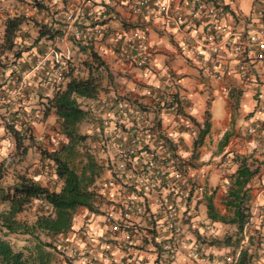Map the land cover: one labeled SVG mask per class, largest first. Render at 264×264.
Returning <instances> with one entry per match:
<instances>
[{"label": "built area", "instance_id": "2783aa9c", "mask_svg": "<svg viewBox=\"0 0 264 264\" xmlns=\"http://www.w3.org/2000/svg\"><path fill=\"white\" fill-rule=\"evenodd\" d=\"M37 1L50 8L56 5L62 26L41 51L31 54L25 68L15 70L12 76L8 73L5 82L0 81V157L15 144L9 125L20 135H32V123L40 111L33 115L27 106L28 88L39 86L56 91L65 86L72 62L68 39L94 45L107 37V47L117 57L131 66L145 68L150 55L146 39L153 21L166 29L182 30L183 47L212 80L222 78L226 52L238 59L236 72L243 85L259 88L257 107L264 112V0H258L246 28L231 29L226 36L224 20L229 11L220 0H61V5L59 0ZM110 2L127 8L135 20L125 19L118 30L109 32L106 20L110 16L105 8ZM200 26L204 30L198 35ZM248 41L254 47L251 58L260 63V74L253 73L249 68L251 60L245 58ZM18 50H23L22 43ZM169 84L173 85V80ZM117 99L111 102L113 109L108 111V117L115 123H124L127 131L119 133L114 142L116 160L106 163L102 176L94 183L100 213L92 215L102 216L107 236L84 229L82 234L87 239L98 237L99 251L89 253L68 245L64 257L74 264H105V260L109 264H141L139 251L143 243H148L154 254L152 264H172L182 249L196 264H236L241 256L246 264H264V186L258 189L255 203H251L250 216L236 236V245L221 257H211L206 244L218 235L219 229L213 222L198 219V206L205 192V184L196 176L199 168L178 159L176 150L169 147V141L175 144V134L162 131L161 122L159 125L148 118L128 99ZM152 99L158 110L171 116L175 129L190 131L193 123L187 116L183 96L161 91ZM191 227L195 232L189 230ZM111 241L124 251V257L117 261L107 252Z\"/></svg>", "mask_w": 264, "mask_h": 264}, {"label": "crops", "instance_id": "0c3cea01", "mask_svg": "<svg viewBox=\"0 0 264 264\" xmlns=\"http://www.w3.org/2000/svg\"><path fill=\"white\" fill-rule=\"evenodd\" d=\"M220 1L226 5L229 11L224 20L227 26L225 36L231 29L246 28L249 18L254 16L253 8L259 5L258 0ZM21 5L16 8L13 1L0 0V18L4 20L7 16H14L15 12H19L18 8H22ZM97 8L100 7L97 6ZM105 9L110 16L106 20L109 32L118 30L119 24L125 19L133 21L136 18L127 8H122L115 2L108 3ZM44 12L47 13V11ZM150 27L151 30L146 39L150 55L145 68L131 66L117 57L105 46L108 42L107 37L103 40L105 42L99 43V46L108 56V67L116 71L121 76L119 77L122 82H125L126 88L124 90L128 93L125 94L124 98L141 109L148 117L156 120L159 125L161 122L162 131L167 135L170 132L174 133L175 136L172 138L178 159L189 160L191 163L189 166L194 164L191 167L199 168L198 171L202 172L203 177L200 176V172H196L198 180L205 184L204 198L198 206V219L202 223L213 222L218 227L219 233L210 240H220L223 238L221 234L226 232L225 228H230L232 224L209 218L205 198L212 195L216 212L226 217L229 216V209L224 204V198L230 185L231 175L237 166L233 160L235 155L246 156L249 161L254 163V166H258L259 172L248 182L252 204L256 201L258 189L264 186V112L257 107L258 96L256 91H259V88L243 85L236 72L238 59L230 56L227 52L222 64V78L220 80L210 79L205 75L198 62L191 57L189 51L183 47L182 30L163 28L159 21H153ZM203 30L204 28L201 26L198 27L197 34L200 35ZM2 35L3 32L0 33V37ZM20 39L21 37H18V40ZM252 45L248 41L245 58L251 60L252 63L249 64V68L253 73L260 74L262 71L260 63H254V59L251 58L254 56ZM29 52L23 53L17 60L18 63L22 62V64L20 63L22 67L31 58V55L27 54ZM172 80L174 84L170 85ZM161 91H171L183 96L185 106H188L186 109L187 116L193 123L190 131L186 132L181 128L175 129L171 124V116L156 108L152 98L155 93ZM107 94L98 95L96 100L88 99L84 102L99 107V103H97L99 98L110 100ZM117 94L122 95L124 93L117 91ZM207 119L210 122L209 130L202 143L193 153V143L198 132L197 125L202 126L203 121ZM249 128L252 129L251 132L248 131ZM224 134L227 135V138L221 145L224 141ZM225 155L229 156L228 159L225 158ZM220 162L222 164L218 167ZM40 172L37 171L32 176L38 180ZM52 177H55L53 172ZM262 201V199L259 200V202ZM151 208L154 209L156 206L151 205ZM92 214L84 207L77 210L71 231L68 234V242L74 248L83 249L89 253H93V251L97 253L99 251L97 249L100 248L97 243L98 237L95 239L96 242L89 240L82 234V231L90 229L95 235H102L103 237L104 235L107 236V229L106 224L102 222V216H93ZM189 230L195 232L193 227ZM102 237H100V242H103ZM108 243L111 246L107 252L110 253L114 261L124 257V251L119 249L114 241ZM206 245L211 257H221L230 249V246L224 244L218 245L208 242ZM139 252L143 257L141 264L153 263L154 254L150 244L143 243ZM186 252L182 249L181 254L172 264H196L186 257ZM101 258L104 259L103 256ZM107 263L109 264L105 260V264Z\"/></svg>", "mask_w": 264, "mask_h": 264}, {"label": "trees", "instance_id": "16d2710c", "mask_svg": "<svg viewBox=\"0 0 264 264\" xmlns=\"http://www.w3.org/2000/svg\"><path fill=\"white\" fill-rule=\"evenodd\" d=\"M31 1L39 10L48 9V6L37 0ZM26 20L24 15L7 16L3 20L4 31L0 37V57L11 53L16 61L21 57L23 50L31 48L27 46L17 51L21 26ZM59 28H54L47 23L40 25L36 40L42 38L53 40L59 34ZM22 39L20 40L24 42ZM76 43L80 44L81 49L89 55V60L85 63L88 70L87 76L76 77L70 72L66 73L65 86L53 91L51 95L46 96L45 101H42V117L46 118L50 112H53L59 122V132L64 137L55 149L42 152V158L55 174L54 181L44 185L32 175L20 174L11 185L3 187L1 184L3 161H0V264H54L58 255L64 258L65 264H74L71 259L64 257V253L69 245L66 238L71 231L77 210L84 207L92 213H100V203L96 197L94 183L102 176L103 163L97 161L92 154H87L85 161L78 165L74 163V160L79 152L78 148L84 146L89 136L81 134L78 130L79 124L89 115V110L82 106V102L98 98L99 84L95 74L100 73L103 68L108 69V66L92 43ZM43 47L42 43L39 51ZM26 65L28 64L24 66ZM20 67L22 68L21 65ZM4 71V65L0 60V74ZM14 72L15 70H11L9 73L12 76ZM118 100L116 98L112 103ZM110 108L113 109L112 104ZM119 126L124 132L127 131L124 125ZM197 126L193 153L207 134L210 122L207 119L203 121L202 126L200 124ZM8 129L13 136L16 148L25 153L29 147L25 141L31 138V135L27 133L20 135V132L10 125ZM226 138L227 135L224 134L221 145ZM169 147L175 150V146L170 141ZM233 160L237 166L231 175L230 185L224 198V204L229 209V216L216 212L212 195L205 198V205L209 218L232 224L238 234L251 211L248 182L259 172V169L246 156L235 155ZM187 163H190L189 160ZM34 201L37 203L33 221L19 219L18 215L27 211ZM11 234L25 235L27 244L16 248L8 239ZM209 242L233 246L236 245L237 239L230 235L220 240L212 239ZM236 264H246L245 257L241 256Z\"/></svg>", "mask_w": 264, "mask_h": 264}, {"label": "rangeland", "instance_id": "374dc122", "mask_svg": "<svg viewBox=\"0 0 264 264\" xmlns=\"http://www.w3.org/2000/svg\"><path fill=\"white\" fill-rule=\"evenodd\" d=\"M11 1L15 3L16 8L18 5L22 4V8H18L19 12H15V15H24L27 18L21 26L20 37L23 38L22 40L24 41L23 47H31L29 49L30 54H28L31 55L35 51H38L36 45L46 43L45 38L36 40L39 26L47 23L54 28H59L62 26L61 18L59 14H57L58 10L55 8L56 5H54V7L51 5V8H44L39 11L31 0ZM51 1L53 2V0ZM59 5H61V0H59ZM44 11H47V13ZM3 31V20L0 18V33ZM39 41L41 42L39 43ZM101 42L105 41H97L96 44H94V49L100 55L101 59L107 64L108 56L100 48L99 43ZM58 43L60 44L61 41ZM67 45L71 49L72 54V62L70 63L68 72L72 73V76L76 77L87 76L88 70L85 63L89 60L88 53L81 49L80 44L72 42L69 39L67 41ZM105 46H107V44ZM0 60L5 69L4 73L0 74V81L6 80L7 74L11 70H20L26 67L21 68L20 65L22 62H20L21 64H17L18 59L15 61L11 53L1 56ZM95 75L97 76L99 84L98 95L104 96L108 93L107 97H110V100L105 103L99 98V101L97 102L99 103V107H96L94 104L82 102V106L89 110V115L79 124L78 130L81 134L89 136H87L88 138L86 139L84 146L78 148L79 152L74 160V163L78 165L80 162L82 163L85 161L87 154H92L97 161L103 163V167L105 168L108 161L116 160L114 142L118 139V134L123 132L119 125L124 124L122 122H119L118 124L111 121L107 113L111 110V102L116 98H123L128 92L124 90L126 88L125 82H122L120 78L121 76L113 69L109 67L108 69L103 68L100 73H96ZM117 91H122L124 94H117ZM52 93V89L44 87L30 86L28 88L27 106L31 109L33 115H35L38 110L40 111V115L34 117L31 138L25 141V144L29 145L27 151L22 153L18 148H16L15 144H13V146L8 151H5L0 157V161H3V177L1 179L3 187L11 185L20 174L33 175L37 171H41L38 179L40 183L45 185L50 184V181H54L50 166H48L46 160L42 158L43 151H51L55 149L58 146V143L64 139L63 135L59 132V122L55 114L50 112L46 118L42 117V101L46 100L47 94L51 95ZM102 121H106V123H103ZM100 131L101 134H99ZM51 184L53 183L51 182ZM36 203L37 202L34 201L33 204L29 206L27 211L18 215V218L21 220L33 221L36 215ZM225 230L226 232L221 234L223 237L231 235L236 238V228L233 225H231L228 229L225 228ZM8 239L16 248H20L21 246L27 244L25 241V235L11 234L8 236ZM54 264H65L64 258L58 255Z\"/></svg>", "mask_w": 264, "mask_h": 264}, {"label": "clouds", "instance_id": "9594fccd", "mask_svg": "<svg viewBox=\"0 0 264 264\" xmlns=\"http://www.w3.org/2000/svg\"><path fill=\"white\" fill-rule=\"evenodd\" d=\"M45 6H46V5H45ZM48 8H49V7H48ZM14 16H15V15H14ZM10 17H11V16H10ZM48 41H49V40H46L45 42H48ZM40 42H41V41H39V43H40ZM19 43H22V44H23L24 42H22L21 40H19ZM43 44H45V43H43ZM36 46L38 47L37 50L39 51V47H40V45H36ZM23 48H24V47H23ZM25 51L27 52V50H23V51H22L21 56H22L23 53H25ZM28 51H29V49H28ZM29 53H30V52H29ZM27 56H28V55H27ZM27 56H26V57H27ZM18 59H19V58H18ZM27 64H28V62H27ZM26 66H27V65H26ZM24 67H25V66H24ZM66 76H67V75H66ZM66 81H67V80H66Z\"/></svg>", "mask_w": 264, "mask_h": 264}]
</instances>
